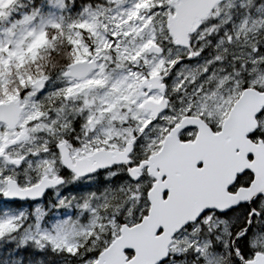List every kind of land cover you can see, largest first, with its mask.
Segmentation results:
<instances>
[{"label":"snow or ice","instance_id":"snow-or-ice-1","mask_svg":"<svg viewBox=\"0 0 264 264\" xmlns=\"http://www.w3.org/2000/svg\"><path fill=\"white\" fill-rule=\"evenodd\" d=\"M0 264H264V0H0Z\"/></svg>","mask_w":264,"mask_h":264}]
</instances>
